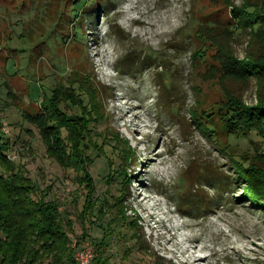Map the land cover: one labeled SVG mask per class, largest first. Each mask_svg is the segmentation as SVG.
Masks as SVG:
<instances>
[{"label": "rangeland", "instance_id": "1", "mask_svg": "<svg viewBox=\"0 0 264 264\" xmlns=\"http://www.w3.org/2000/svg\"><path fill=\"white\" fill-rule=\"evenodd\" d=\"M251 3L264 11V0H0V133L10 161L70 212L75 250L96 254L99 246L109 264H187L196 238L198 264H264V205L246 196L252 188L236 172L250 163L264 169V139L208 131L192 117L206 110L211 121V105L264 96V79L221 67L226 54L264 53L230 15L232 5ZM77 78L95 89L104 110L93 136H119L118 144L86 153L78 169L46 152L31 120L48 111L42 105L57 85L78 93L70 81ZM66 100L59 107L78 114ZM86 173L93 198L117 201L120 212L94 217L78 239L86 188L78 178Z\"/></svg>", "mask_w": 264, "mask_h": 264}, {"label": "trees", "instance_id": "2", "mask_svg": "<svg viewBox=\"0 0 264 264\" xmlns=\"http://www.w3.org/2000/svg\"><path fill=\"white\" fill-rule=\"evenodd\" d=\"M229 11L236 26L251 30L258 45L264 49V11L260 6L251 3L238 8L232 5ZM197 54L202 55L203 52L199 50ZM221 67L225 73L240 78L252 76L264 79V53L249 54L244 59L226 54ZM70 81L79 83L78 93L57 85L53 89L51 101L42 105L48 111L44 116H36L35 113L31 120L40 126L46 152L62 167L78 169L85 159H90L86 153L89 154L91 149L102 151L104 145L118 144L119 136L106 130L95 132L93 136L91 125L105 116L99 98L95 97V89L79 78ZM66 99L77 108L78 114L68 115L59 107ZM210 109L211 121L205 118L206 110L192 112V117L200 125L205 123L208 131L219 126L229 134L249 135L254 132L264 139V96L256 104L250 105L239 99L228 98L217 106L211 105ZM62 131L71 133L70 137L74 140L70 142L73 144L67 140V135L62 136ZM93 137L101 144L93 141ZM9 148V142L0 133V264H75V249L70 237L74 231V221L70 212L64 210L63 213L56 200H46L39 186L26 174V169L22 165L15 166L10 161ZM258 158L264 159V152ZM236 172L252 188L250 192H246V196L253 200V204L264 205V169L250 163L243 169L236 167ZM85 175L84 180L77 175L79 184L83 188L86 185L81 209L76 212H79L82 227V234L78 239L89 235L94 217L103 220L104 216L110 214L108 210L120 212L117 201L93 198L94 183L88 173ZM36 195L39 197L36 198ZM115 214L112 213L114 216L111 218L109 216L107 229L116 220ZM89 216L91 221L87 222ZM91 264H109L99 246Z\"/></svg>", "mask_w": 264, "mask_h": 264}, {"label": "built area", "instance_id": "3", "mask_svg": "<svg viewBox=\"0 0 264 264\" xmlns=\"http://www.w3.org/2000/svg\"><path fill=\"white\" fill-rule=\"evenodd\" d=\"M94 256V250L91 247L76 249L74 252L75 264H91Z\"/></svg>", "mask_w": 264, "mask_h": 264}, {"label": "bare ground", "instance_id": "4", "mask_svg": "<svg viewBox=\"0 0 264 264\" xmlns=\"http://www.w3.org/2000/svg\"><path fill=\"white\" fill-rule=\"evenodd\" d=\"M124 1H127V0H124ZM168 19H166L164 22L166 23V24H168ZM162 33L164 34L165 32L164 31H162ZM95 44H98V42H95ZM95 54H97V53H95ZM132 151H134V149L132 148L131 149ZM148 196H142V199L144 200V199H146ZM141 198V197H140ZM196 242H198V239H194L193 241H192V243H193V245L191 246V249H192V251H191V255H189L188 257H187V260H186V263L187 264H198L199 262H200V260L203 258V256H201V255H198V256H194L193 254H192V252H194V250H195V245H194V243H196ZM189 252V251H188Z\"/></svg>", "mask_w": 264, "mask_h": 264}]
</instances>
